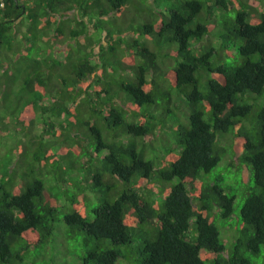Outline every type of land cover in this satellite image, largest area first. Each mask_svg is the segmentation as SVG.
Here are the masks:
<instances>
[{
    "label": "trees",
    "instance_id": "16d2710c",
    "mask_svg": "<svg viewBox=\"0 0 264 264\" xmlns=\"http://www.w3.org/2000/svg\"><path fill=\"white\" fill-rule=\"evenodd\" d=\"M2 2L0 264L56 235L71 264H259L264 0ZM220 138L252 183L227 255Z\"/></svg>",
    "mask_w": 264,
    "mask_h": 264
},
{
    "label": "rangeland",
    "instance_id": "374dc122",
    "mask_svg": "<svg viewBox=\"0 0 264 264\" xmlns=\"http://www.w3.org/2000/svg\"><path fill=\"white\" fill-rule=\"evenodd\" d=\"M229 51H230V55L232 56V58L237 60L238 55L236 54V48L231 47ZM239 60L241 59L239 58ZM259 103L261 105H264V102H259ZM205 120H208V117L205 116ZM230 135L231 134L224 135V136H230ZM12 144H13L12 137L10 136L5 137L1 144L2 152H5L6 149L12 146ZM219 146H221V148L226 149L227 155L222 160V162L218 165L217 169H215L212 172V174L219 173V171L221 170L226 171V172L228 171V174L223 173V175L225 176L226 187L229 188V192L227 191V193L234 195L235 197V201L233 204V208H234L233 217L229 219L226 222L227 225H225L230 228L222 232L221 225L217 224L219 228V232H220V240L225 247L224 253L227 255L233 249V245H234L233 240L237 237L236 230L240 225V222L238 219L240 208L242 207L244 200L246 199V197L251 191L250 189L252 187V183L248 181L247 176L242 174L243 172L245 173V169H246L245 168L246 166L244 164L240 162H236L235 167L231 165L230 167H227V168H225V166L223 165V163L225 165L228 164V158L231 157V154L229 153L230 143L222 144L221 138H220ZM205 178L210 180L212 179V175H208ZM250 178H251V175H250ZM56 238H59L58 243L55 244L54 241L56 239H54L53 245L49 244L50 246H49L48 251L46 250V248L38 250L39 251L38 253H34L35 251H33L32 253L34 257L27 258L26 261L35 259L37 260L38 264H71L73 261H76V260L80 261L79 256L80 254H83V253H81L79 249H77L73 245H70L68 242L66 245L65 243L66 240H62L61 235H58V236L56 235ZM254 262H257L259 264H264V247L262 249L261 256H259V258L257 259L254 258Z\"/></svg>",
    "mask_w": 264,
    "mask_h": 264
},
{
    "label": "built area",
    "instance_id": "2783aa9c",
    "mask_svg": "<svg viewBox=\"0 0 264 264\" xmlns=\"http://www.w3.org/2000/svg\"><path fill=\"white\" fill-rule=\"evenodd\" d=\"M3 2H2V0H0V7H3Z\"/></svg>",
    "mask_w": 264,
    "mask_h": 264
}]
</instances>
